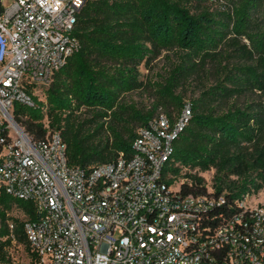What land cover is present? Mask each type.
Masks as SVG:
<instances>
[{
  "label": "trees",
  "instance_id": "obj_1",
  "mask_svg": "<svg viewBox=\"0 0 264 264\" xmlns=\"http://www.w3.org/2000/svg\"><path fill=\"white\" fill-rule=\"evenodd\" d=\"M214 1L87 0L73 32L79 50L55 74L45 100L37 98L34 107L17 105L14 115L35 139L59 131L69 165L91 170L120 153L132 156L138 129L148 126L159 107L180 114L186 102L177 91L211 62L216 83L189 101L191 118L173 140L163 168L169 185L177 183L184 167L215 169L211 195L224 200L201 214L207 233L235 216L246 196L264 188V99L236 101L249 92L264 94V0H226L211 9L208 2ZM174 49L184 58L157 84V102L149 109L128 102L126 94L145 86L140 66ZM167 114L173 122L175 115ZM186 177L190 180L179 184L182 195L208 193L203 176ZM14 207L36 218L31 200L3 194L1 236L9 233L7 212ZM25 219L15 218L14 234L31 253ZM9 243L10 238L0 242L4 264L10 262Z\"/></svg>",
  "mask_w": 264,
  "mask_h": 264
},
{
  "label": "built area",
  "instance_id": "obj_2",
  "mask_svg": "<svg viewBox=\"0 0 264 264\" xmlns=\"http://www.w3.org/2000/svg\"><path fill=\"white\" fill-rule=\"evenodd\" d=\"M86 2L13 0L5 7L1 0L0 206L3 194L36 206V218L24 220L28 264H264V203L249 206L246 196L235 216L207 233L200 216L223 195H211L209 186L207 194L184 196L163 179L173 140L191 118L189 101L173 122L161 112L139 128L132 156L120 153L91 170L69 165L59 131L35 139L16 121L17 105L45 100L79 50L73 32ZM12 210L9 233L0 235V242L10 238V261L26 249Z\"/></svg>",
  "mask_w": 264,
  "mask_h": 264
},
{
  "label": "rangeland",
  "instance_id": "obj_3",
  "mask_svg": "<svg viewBox=\"0 0 264 264\" xmlns=\"http://www.w3.org/2000/svg\"><path fill=\"white\" fill-rule=\"evenodd\" d=\"M13 0H2V3L5 7L11 5ZM226 0H218L214 2H208V6L211 9H219L222 5L226 4ZM184 52L178 49L174 50H163L162 53L155 58L153 61L150 62L149 65H141V80L145 83V86L138 91L131 92L125 95V99L137 105L139 108H151L157 102V84L164 82L165 78L169 75L170 70L177 64H179L183 60ZM243 61V60H242ZM226 62H224L225 64ZM215 76H217L215 72V67L212 63H208L204 69H201L199 73H196L185 84L177 91L178 93L182 94L184 102H188L193 98L197 97L200 94V91L203 90L205 86H209L211 84H215ZM264 99V94L262 91L257 92H249L245 96H241L236 99L238 104H247L251 101H259ZM161 112L172 113L175 115L172 110L167 111L163 107H159L157 110V114ZM87 112H84L83 115L85 116ZM195 174L198 173L199 175L203 176L206 180V184L208 186H213L214 181L213 177L215 175V169L212 168L208 171L201 172L198 169H189V168H182L181 174L177 179V183L175 186L181 184V182H188L190 180L189 177H186V174ZM233 180H237V177L231 176ZM226 192V191H225ZM248 199L245 201L249 206H256L261 205L264 203V188L261 189L258 193H254L248 195ZM14 216H17L20 220L25 219V215L21 209L15 207L12 210ZM31 254L28 252L27 249L20 250L16 254V259L10 261L8 264H28L29 258Z\"/></svg>",
  "mask_w": 264,
  "mask_h": 264
},
{
  "label": "water",
  "instance_id": "obj_4",
  "mask_svg": "<svg viewBox=\"0 0 264 264\" xmlns=\"http://www.w3.org/2000/svg\"><path fill=\"white\" fill-rule=\"evenodd\" d=\"M2 11V4H1V0H0V12Z\"/></svg>",
  "mask_w": 264,
  "mask_h": 264
}]
</instances>
